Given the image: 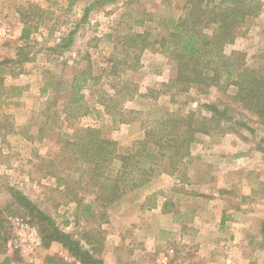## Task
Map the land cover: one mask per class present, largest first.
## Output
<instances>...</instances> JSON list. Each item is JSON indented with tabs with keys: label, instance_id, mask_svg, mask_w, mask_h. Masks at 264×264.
<instances>
[{
	"label": "rangeland",
	"instance_id": "rangeland-1",
	"mask_svg": "<svg viewBox=\"0 0 264 264\" xmlns=\"http://www.w3.org/2000/svg\"><path fill=\"white\" fill-rule=\"evenodd\" d=\"M72 1L0 0V264H82L61 242L44 245L50 224L38 210L85 248H94L104 264H175L180 258L201 262L199 249L205 240L211 254L232 253V246L217 240L228 237L210 235L202 242L181 237L174 217L146 208L158 204L162 195H175L174 188L161 185L173 179L186 182L191 164L197 169L206 165L216 181L235 178L237 171L249 180L264 181V124L235 100L237 88L222 83L200 91L171 85L177 67L168 53L158 44L138 51V45L126 40L134 32H149L152 41L165 35L170 27L166 21L181 16L187 0L98 3L86 21H81L84 8L94 0ZM246 1L256 6L257 14L237 27L235 42L224 52L243 66L263 71L264 0ZM205 2L217 7L221 0ZM76 28L74 43L60 48ZM74 84L81 86L77 103L70 102ZM206 103L228 108L232 120L225 119L226 131L198 134L197 152L175 172L161 174L113 203L97 199L98 187L90 180L92 165L77 161L72 146L66 145V140H75L79 127H95L123 153L144 137L150 122L169 113L210 116ZM229 126L233 128L227 130ZM119 166L117 159L108 171L115 174ZM15 192L37 210L16 200ZM218 207L216 203L213 209ZM190 216L178 227L200 221ZM211 222L218 226L214 218ZM10 245L17 253L6 260ZM234 256L240 260L237 251Z\"/></svg>",
	"mask_w": 264,
	"mask_h": 264
},
{
	"label": "trees",
	"instance_id": "trees-1",
	"mask_svg": "<svg viewBox=\"0 0 264 264\" xmlns=\"http://www.w3.org/2000/svg\"><path fill=\"white\" fill-rule=\"evenodd\" d=\"M109 1L113 0H94L84 8L81 21L88 19L96 4ZM73 3L70 0V5ZM255 7L246 0H221L217 7L210 6L205 0H187L185 12L177 19L166 21L170 27L165 35L152 41L149 32H134L126 40L138 45V51L158 44L162 51L167 52L177 67V73L170 81L171 85L182 89L196 87L200 91L213 85L221 86L222 83L234 85L237 88L235 100H239L241 106L255 114L259 122L264 124V70L243 66L240 59L224 52L227 44L235 42L237 27L247 16L257 14ZM77 29L67 34L60 48H69L74 43ZM28 31V28L23 29V37L29 36ZM236 71L239 73L232 79L231 76ZM80 88L79 84L72 85L71 103L81 100V96H78ZM135 91L137 92V88ZM205 106L212 112L210 116L169 113L150 122L145 128L144 137L123 153L118 151L115 140L105 136L101 128L95 127H79L74 135L75 140H66V145L72 146L71 150L73 149L77 161L92 165L90 180L98 187L97 199L104 204L113 203L161 174L175 172L182 161L190 156L192 144L197 140L198 134H211L213 130L219 133L226 131L225 119L232 120L228 108L222 109L217 104L208 103ZM105 107L107 109L109 105L106 103ZM242 125L253 130L246 124ZM232 128L229 126L227 130ZM262 141L264 142L263 138ZM117 159L120 160V166L115 174H110L108 169ZM15 193L16 200L28 206L33 205L32 210H37L26 196L20 192ZM164 210H167L165 204ZM38 216L51 225L45 229V246L58 241L80 263L104 264L95 255L94 248H85L81 241L60 230L51 216L40 210ZM2 222L3 218H0V227ZM86 242H90L89 239Z\"/></svg>",
	"mask_w": 264,
	"mask_h": 264
},
{
	"label": "crops",
	"instance_id": "crops-1",
	"mask_svg": "<svg viewBox=\"0 0 264 264\" xmlns=\"http://www.w3.org/2000/svg\"><path fill=\"white\" fill-rule=\"evenodd\" d=\"M197 150L198 144L195 142L191 148L192 157ZM199 157L200 155L197 154L194 160ZM202 166V169H197V165H189L187 171L191 178L186 182L173 179L170 185H161V188L166 190L168 187L174 188L175 195H162L156 206L146 208L148 210L158 208L165 218L174 217L175 232H179L181 237L191 236V239L201 241L206 236L221 235L228 239L222 241L217 237V240L232 246L234 251L228 254L223 251L219 252V255L211 254L210 246L205 245V240L203 247L199 249V254L203 252L201 262L196 260L190 262L180 258L178 261L175 259V264L178 262L179 264H264V195H262L264 181L257 178L249 180L246 175H241L240 171L234 173L237 174L235 178L216 181V178L208 175V167ZM198 202L203 205H195ZM216 203L219 207L214 210L213 206ZM164 204L167 210H164ZM184 210L188 216L191 215L190 219L200 221L191 223L190 226L178 227L187 216L183 214ZM213 218L219 221L217 227L212 225ZM253 237L255 240L252 243ZM251 250H255L253 254L250 253ZM236 251L240 260L234 256ZM245 251L247 253H243ZM15 253L17 251L10 245L4 253L8 257L6 260L13 259Z\"/></svg>",
	"mask_w": 264,
	"mask_h": 264
},
{
	"label": "built area",
	"instance_id": "built-area-1",
	"mask_svg": "<svg viewBox=\"0 0 264 264\" xmlns=\"http://www.w3.org/2000/svg\"><path fill=\"white\" fill-rule=\"evenodd\" d=\"M16 223L18 224V219H17ZM26 227H29L28 224H26ZM28 229H30V228H28ZM31 234H33V232H32ZM38 243H39V242H37L36 244H38ZM34 246H35V245H34Z\"/></svg>",
	"mask_w": 264,
	"mask_h": 264
}]
</instances>
